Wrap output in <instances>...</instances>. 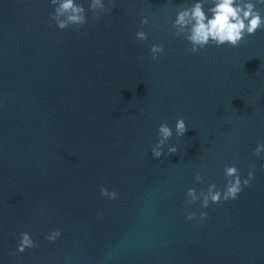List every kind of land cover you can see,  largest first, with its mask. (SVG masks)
<instances>
[{"label":"water","instance_id":"1","mask_svg":"<svg viewBox=\"0 0 264 264\" xmlns=\"http://www.w3.org/2000/svg\"><path fill=\"white\" fill-rule=\"evenodd\" d=\"M185 0H112L59 30L48 0H0V258L4 264H264V29L189 53L164 20ZM87 9V3H85ZM149 15L138 41L140 12ZM164 52L152 60L151 43ZM186 121L177 152L156 127ZM255 178L185 221V191ZM202 175L201 183L194 179ZM103 185L118 198L100 195ZM60 228L55 242L44 239ZM21 231L37 246L15 251Z\"/></svg>","mask_w":264,"mask_h":264},{"label":"clouds","instance_id":"2","mask_svg":"<svg viewBox=\"0 0 264 264\" xmlns=\"http://www.w3.org/2000/svg\"><path fill=\"white\" fill-rule=\"evenodd\" d=\"M87 3V9L85 8ZM52 11L50 19L55 27L64 30L70 26L79 28L88 22L89 14L92 17L106 13L112 6V0H48ZM166 12L164 23L170 27L166 28L173 37H182L186 41V51L197 53L209 45L236 47L245 39L253 36L258 30L264 29V0H185V3L177 6L172 12ZM140 27L135 31L138 41H146L148 32L143 26L149 23V15L140 12ZM152 60H157L164 52L161 43L153 42L148 48ZM186 131V121L183 116H178L174 124L161 122L156 127V140L151 146V156L159 159L175 153L178 147L170 143V139L182 137ZM253 155L264 156V141L257 142L252 149ZM260 167L264 168V160ZM255 166H249L246 175H242L240 168L235 164L223 166L224 183L218 186L215 182L207 183L206 187L199 190L188 187L185 191L184 203L192 208L198 202V209L187 211L185 221L203 222L208 217L206 209L210 205L219 204L222 201L235 200L243 189L249 186L255 178ZM194 181L199 184L202 175L195 171ZM100 195L108 200L118 198V193L101 185ZM62 236L60 228H54L44 234V239L55 242ZM37 242L29 231H21L18 235L15 251L23 253L28 249L35 248ZM0 264L4 260L0 258Z\"/></svg>","mask_w":264,"mask_h":264}]
</instances>
